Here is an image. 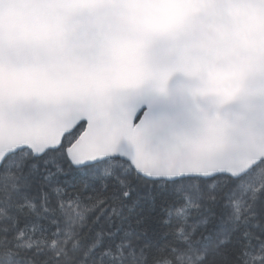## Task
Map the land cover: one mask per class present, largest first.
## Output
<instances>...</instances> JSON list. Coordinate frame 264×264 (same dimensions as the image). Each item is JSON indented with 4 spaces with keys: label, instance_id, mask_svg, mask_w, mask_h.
<instances>
[{
    "label": "snow or ice",
    "instance_id": "1",
    "mask_svg": "<svg viewBox=\"0 0 264 264\" xmlns=\"http://www.w3.org/2000/svg\"><path fill=\"white\" fill-rule=\"evenodd\" d=\"M218 7L0 0V264H264V135L228 150L216 117L155 157L129 95L180 71L224 104L264 75V46L240 56L198 25ZM159 41L166 71L147 59Z\"/></svg>",
    "mask_w": 264,
    "mask_h": 264
},
{
    "label": "water",
    "instance_id": "2",
    "mask_svg": "<svg viewBox=\"0 0 264 264\" xmlns=\"http://www.w3.org/2000/svg\"><path fill=\"white\" fill-rule=\"evenodd\" d=\"M148 63L155 71H166L175 64L167 41L157 42L148 53ZM200 81L174 71L159 91L156 82L150 81L141 89L129 93L148 125L145 151L159 158L178 149L187 154L189 149L183 141L200 138L205 120L219 117L231 126L229 149L242 145L249 135H264V95L252 94L255 83L246 82L244 90L233 100L221 104L214 95H194ZM121 152L129 157L136 149L128 140L121 139Z\"/></svg>",
    "mask_w": 264,
    "mask_h": 264
},
{
    "label": "clouds",
    "instance_id": "3",
    "mask_svg": "<svg viewBox=\"0 0 264 264\" xmlns=\"http://www.w3.org/2000/svg\"><path fill=\"white\" fill-rule=\"evenodd\" d=\"M159 3H213L218 9L208 15L198 17V25L202 26L209 36L216 37L214 28L223 33L217 37L220 47L234 49L240 56L247 54L250 47L264 46V0H156ZM255 6V7H253ZM192 40H201L198 30L190 36ZM255 89L264 88V75L252 79Z\"/></svg>",
    "mask_w": 264,
    "mask_h": 264
}]
</instances>
